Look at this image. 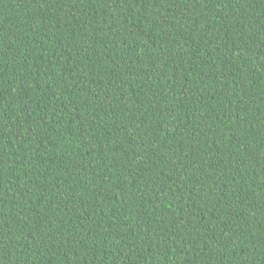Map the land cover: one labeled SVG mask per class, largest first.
Here are the masks:
<instances>
[{"label": "trees", "instance_id": "1", "mask_svg": "<svg viewBox=\"0 0 264 264\" xmlns=\"http://www.w3.org/2000/svg\"><path fill=\"white\" fill-rule=\"evenodd\" d=\"M0 264H264V0H0Z\"/></svg>", "mask_w": 264, "mask_h": 264}]
</instances>
